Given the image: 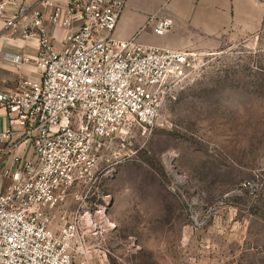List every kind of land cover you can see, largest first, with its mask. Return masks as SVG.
Wrapping results in <instances>:
<instances>
[{"label":"built area","instance_id":"obj_1","mask_svg":"<svg viewBox=\"0 0 264 264\" xmlns=\"http://www.w3.org/2000/svg\"><path fill=\"white\" fill-rule=\"evenodd\" d=\"M127 2L39 0L11 14L15 2L0 0V24L36 40L40 71L0 90L8 114L2 139L11 142L19 128L33 145V157L0 192V264H91L89 239L101 234L108 210L95 202L104 166L134 135H151L178 87L206 64L204 51L114 38ZM149 22L158 35L174 25L170 16ZM250 39L264 53V18Z\"/></svg>","mask_w":264,"mask_h":264},{"label":"rangeland","instance_id":"obj_2","mask_svg":"<svg viewBox=\"0 0 264 264\" xmlns=\"http://www.w3.org/2000/svg\"><path fill=\"white\" fill-rule=\"evenodd\" d=\"M252 47L207 51L151 135L104 166L91 264H264V53Z\"/></svg>","mask_w":264,"mask_h":264},{"label":"crops","instance_id":"obj_3","mask_svg":"<svg viewBox=\"0 0 264 264\" xmlns=\"http://www.w3.org/2000/svg\"><path fill=\"white\" fill-rule=\"evenodd\" d=\"M8 12L13 14L21 3L37 4L39 0H13ZM152 16H170L173 27L163 35L154 31L149 22ZM264 18V6L259 0H128L113 36L128 40L136 36L142 44L161 48L216 51L227 43L244 42L254 45L250 39ZM56 37L64 32L50 26ZM56 47L61 43L56 40ZM29 57L17 64L13 57ZM38 48L35 39H24L20 31L13 32L0 24V90L17 85L23 77H39L37 67ZM8 126L7 109L0 107V192L12 183V173L21 169L33 157L32 142L14 131L11 142L2 134Z\"/></svg>","mask_w":264,"mask_h":264}]
</instances>
